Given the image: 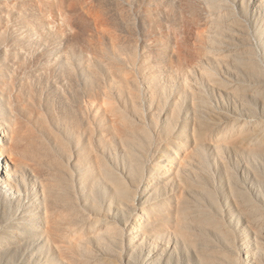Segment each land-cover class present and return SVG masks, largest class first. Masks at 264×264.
I'll list each match as a JSON object with an SVG mask.
<instances>
[{"label":"rangeland","instance_id":"rangeland-1","mask_svg":"<svg viewBox=\"0 0 264 264\" xmlns=\"http://www.w3.org/2000/svg\"><path fill=\"white\" fill-rule=\"evenodd\" d=\"M1 1L0 120L11 126L21 119L40 129L55 159L44 167L28 161L25 178L15 177L14 183L0 180V264H203V256L226 251L215 220L248 236L238 206L246 201L247 209L257 207L264 196V0H218L229 6L214 10L201 3L209 18L230 23L227 42L215 44L198 36L206 25L181 16L176 0L132 2L136 26L129 28L133 37L126 43L137 56L132 52L129 58L122 41L127 56L122 65L130 71L134 65L137 74L131 73L139 78L159 76L155 87L143 89L142 99H134L133 89L104 68L95 82L83 76L94 49L90 36L94 32L95 42L103 37L108 44L110 33L94 18L84 27L75 17L81 8L67 10L72 17L67 27L41 0ZM80 2L79 7L94 4ZM20 5L26 12L21 14ZM34 18L41 19L36 26ZM234 19L245 23L232 26ZM173 43L178 45L172 48ZM171 49H179L181 57ZM199 51L207 54L200 60L203 72L189 75ZM125 119L135 124L131 132L124 129ZM4 140L2 131L0 170L6 178L10 153ZM47 179L62 189L50 188L53 194L45 197Z\"/></svg>","mask_w":264,"mask_h":264},{"label":"bare ground","instance_id":"bare-ground-1","mask_svg":"<svg viewBox=\"0 0 264 264\" xmlns=\"http://www.w3.org/2000/svg\"><path fill=\"white\" fill-rule=\"evenodd\" d=\"M24 1V0H23ZM29 1V0H28ZM28 1H27V4H28ZM42 2H41V4L43 3V4H45L46 5V7L48 6V8H49V6H50V8L51 7H53V8H55L58 12L56 13V14H58L60 17V19L59 20H63L65 23H66V26H67V23L69 22V21H71L70 20V18H72L71 16H70V12H67V10L69 11H71V12H74V11H77V10H79V8H81V11H80V13H78L77 15H75V17H76V19L78 18L79 19V21L84 25V27L86 26H88L89 28H90V26H89V24H88V22H87V19H89V18H94L96 21H97V23H99L100 24V26H105V27H108V28H105V27H103V28H105V29H103L105 32H109V33H107V34H109L108 35V37H109V43L107 44V42L105 43V41H103L104 39H103V37H100V38H102V39H100L99 40V38L97 39L98 41V43L97 42H95L93 39H95L96 40V38H94V32L92 33V36H93V38H91V36L89 35V33L91 34V32L93 31L92 29V31L91 32H87L88 33V36H90V39L92 40H90L89 38H88V41L89 42H87V43H89V45L90 46H92V47H94V49H93V51H92V54L90 53L91 51H89V53L88 52H85V53H88V57H87V59H86V61H87V63L85 64L84 63V66H83V69H82V71H81V73L82 74H84L83 76H86L85 78H86V80H88V81H94L95 82V80L94 79H96L97 80V77L99 76V73H100V69H102V68H104V70H106V71H108V72H111V76L113 77V79L116 81V82H120L121 84H123V85H128V86H130V88H132L133 89V94L132 95H134V99L135 98H137V99H140L141 98V93L145 90V87L147 88V90L148 89H150L151 87L153 88V87H155L154 85H155V83H158V75L157 74H155V72H153V73H151V76H143V77H140L139 78V76L137 75V76H135L134 74H137V72L135 73L134 71V69H135V66L133 65V69L132 70H134V71H132V72H134V74L133 73H131V71L130 70H128V68L125 66H123L124 64L122 63V61L125 63L126 61H124L123 59H126L127 58V56L126 55H124V53L122 52V50L124 49V47H126L127 48V50H128V47H127V45H128V43H126V41L128 40L127 38L128 37H130V34H129V32H130V30L132 29V26L134 27V26H136L135 24V21H134V18H133V13H132V9L130 8V4L132 3V2H134L135 0H110V2H111V6L113 7V11H115V12H113V15H111L110 13H109V9H108V4H107V1L106 0H91V1H93L94 2V4H87V5H85V6H81V7H79L80 5V0H41ZM152 1V0H151ZM164 1V0H163ZM177 1V3H175V1L173 2V4H177L178 5V3H179V5H180V9H181V13H180V11H179V13H180V15L181 16H184V15H186V16H188V17H190V18H192L193 19V22H194V20H195V22H200V21H202L203 22V24H205L206 25V28L204 29V31L200 34V33H198L199 35V37L204 41L205 39L204 38H206V40L211 44V43H214V42H216V43H224L225 41H226V39H224V37H225V28H226V26H229V24L228 25H226L225 26V24L223 23V20L221 21L220 19H217V18H219V17H217V18H212V16H211V18H209L210 16L209 15H206L203 11H201V9H200V4L201 3H206L207 5H208V8H221L222 9V6L225 4V2L224 1H222L221 3L218 1V0H176ZM227 1V0H226ZM0 2H2L1 0H0ZM25 2H26V0H25ZM24 2V4L25 5H27L26 3ZM30 2V1H29ZM36 2V1H35ZM170 2V1H169ZM224 2V3H223ZM20 3H21V0H20ZM31 4H32V2H30ZM2 4V3H1ZM33 4H34V2H33ZM36 4V3H35ZM34 4V5H35ZM38 4V3H37ZM36 4V5H37ZM170 5H171V3H169ZM223 4V5H222ZM228 3L226 2V4H225V6L227 5ZM3 5H5V4H3ZM22 5H23V3H22ZM30 5V4H29ZM33 5V6H34ZM35 5V6H36ZM160 5H162V4H160ZM178 5V6H179ZM17 6V5H16ZM21 6V5H20ZM24 6V5H23ZM33 6H31V10H32V7ZM34 6V7H35ZM44 6V5H43ZM132 6V5H131ZM163 6V5H162ZM228 6H229V4H228ZM25 8L27 7V6H24ZM37 7H39V6H37ZM40 7H41V5H40ZM170 7V6H169ZM172 7H173V5H172ZM171 7V8H172ZM10 8V7H9ZM15 8V7H14ZM30 8V7H29ZM49 8V9H50ZM52 8V9H53ZM167 7H165V9H166ZM211 9V10H214V9ZM225 8V7H224ZM223 8V9H224ZM230 8V7H229ZM228 8V9H229ZM235 8V7H234ZM21 14H22V10L24 11V10H26V9H22V6H21ZM41 9V8H40ZM39 9V10H40ZM143 9V8H142ZM169 9V8H168ZM168 9H166L167 11H168ZM172 9H174V8H172ZM178 9V8H177ZM183 9V10H182ZM231 9H232V7H231ZM3 10V9H2ZM9 10V9H8ZM19 10V9H18ZM27 10H29V9H27ZM34 10V9H33ZM43 10V9H42ZM145 11H143V13H144V16H148V18H149V11H148V9H144ZM150 10V9H149ZM171 10V9H170ZM169 10V11H170ZM176 10V9H175ZM179 10V9H178ZM230 10V9H229ZM228 10V11H229ZM234 10V9H233ZM6 11H7V9H6ZM12 11H13V9H12ZM46 11H48V10H46L45 9V12ZM49 11H52L51 9L49 10ZM48 11V12H49ZM167 11H165V12H167ZM223 11H227V9L226 10H223ZM222 11V12H223ZM13 12H15V11H13ZM24 12H26V11H24ZM24 12H23V14H24ZM29 12V11H28ZM32 12V11H31ZM42 12V11H41ZM41 12L39 13V14H41ZM47 12V13H48ZM159 12V11H158ZM163 12V11H162ZM222 12H221V15H222ZM32 13H34V11L32 12ZM43 13V12H42ZM49 13H51V12H49ZM48 13V14H49ZM140 13V12H139ZM169 13V12H168ZM167 13V14H168ZM175 13V12H174ZM174 13H172V14H174ZM178 13V14H179ZM225 13V12H224ZM227 13V12H226ZM231 13H232V10H231ZM231 13H229L230 15H232ZM236 13V12H235ZM20 14V15H21ZM30 14V13H29ZM38 13H34L33 15L35 16V15H37ZM44 14V13H43ZM46 14V13H45ZM163 13H161V15H162ZM228 14V15H229ZM165 15V14H164ZM175 15V14H174ZM221 15H220V18H221ZM224 15V14H223ZM22 16V15H21ZM24 16V15H23ZM27 16H28V14H27ZM27 16H26V21H25V23L27 24V26H28V24L31 26V24H33V22L32 21H30V20H32V19H30L29 17V20L27 19ZM39 16V15H38ZM42 16H44V15H42ZM41 16V17H42ZM51 16V15H50ZM69 16H70V18H69ZM176 16H178L177 15V13H176ZM208 16V17H207ZM215 16V15H214ZM233 16V15H232ZM246 16V15H245ZM6 17V16H5ZM33 16H31V18H32ZM45 17H47V15L45 16ZM49 17V16H48ZM52 17V16H51ZM7 18V17H6ZM19 18V17H18ZM24 18V17H23ZM37 18V17H36ZM54 19H55V16L53 17ZM62 18V19H61ZM67 18H68V20H67ZM226 18V17H225ZM35 19V18H34ZM33 19V20H34ZM52 19V18H51ZM53 19V20H54ZM77 19V20H78ZM188 19V18H187ZM191 19V20H192ZM224 19V18H223ZM36 20V19H35ZM46 20H48V19H46ZM50 20V19H49ZM48 20V21H49ZM76 20V22H78ZM144 20V19H143ZM164 20V19H163ZM179 20V19H178ZM225 20V19H224ZM233 20V19H232ZM242 20V19H241ZM20 21V20H19ZM39 21H41V19L40 20H36L35 21V25L34 26H36L37 24H38V22ZM42 21H43V19H42ZM55 21V20H54ZM66 21H68V22H66ZM72 21H73V19H72ZM187 21V20H186ZM237 22H238V20H236ZM246 21H248V22H252L250 19H249V17H247L246 16ZM21 22V21H20ZM20 22H18V23H20ZM22 22H24V21H22ZM28 22V23H27ZM51 21H49V22H45V24H47L48 26H50L51 25V23H50ZM91 22V21H90ZM144 22V21H143ZM202 22H200V23H202ZM228 22H230V21H228ZM234 22H235V19H234ZM237 22H235V23H232V21H231V23L233 24L232 26H234V24H235V26H236V23ZM239 22H240V20H239ZM238 22V23H239ZM242 22V21H241ZM241 22L239 23V25L241 24ZM50 25H49V24ZM60 23H62V21H60ZM64 23V24H65ZM79 23V22H78ZM135 23V24H134ZM137 23H139V22H137ZM145 23V22H144ZM243 24L245 23L244 21L242 22ZM26 24H24V25H26ZM52 24H53V22H52ZM55 24V23H54ZM134 24V25H133ZM199 24V23H198ZM242 24V25H243ZM17 25V24H16ZM23 25V26H24ZM44 25V24H43ZM62 26H61V28L60 29H62L63 30V28H65V25H64V27H63V24H61ZM238 25V26H239ZM246 25V24H245ZM247 25H249V24H247ZM7 26V25H6ZM55 26V25H54ZM70 26V25H69ZM139 27L140 26H142V24H140V25H138ZM26 27V26H25ZM50 27H52V26H50ZM68 27V26H67ZM71 27V26H70ZM69 27V28H70ZM74 27V26H73ZM93 27V26H92ZM118 27H120V28H122L121 30H123L122 32H120V28H118ZM143 27V26H142ZM231 27V26H230ZM242 26L240 25V28H241ZM243 27H244V25H243ZM2 28V27H1ZM58 28V27H57ZM75 28V27H74ZM73 28V29H74ZM83 28V27H82ZM129 28H131V29H129ZM229 28V27H228ZM235 28V27H234ZM234 28H231V29H233L234 30ZM237 28V27H236ZM240 28H237V29H240ZM248 28V27H247ZM17 29V28H16ZM26 29V28H25ZM31 29V28H30ZM41 29V28H40ZM67 29V28H66ZM85 30H87L86 28H84ZM110 29H112V30H110ZM227 29V28H226ZM242 29H245L246 30V28L244 27V28H242ZM242 29H240L241 31H242ZM7 30V29H6ZM42 30V29H41ZM50 30H51V28H50ZM53 30H56L55 28L53 29L52 28V30L51 31H53ZM57 30H59V28L57 29ZM61 30V31H62ZM71 30V29H70ZM69 30V31H70ZM102 30V29H101ZM102 30V31H103ZM134 30V29H133ZM244 30V31H245ZM24 31V30H23ZM49 31V30H48ZM72 31V30H71ZM74 31V30H73ZM72 31V32H73ZM82 31V30H81ZM103 31V34L105 35L106 33ZM247 31H250L249 30V28H248V30ZM55 31H53V33H54ZM58 32V31H57ZM65 31L63 30V32H61V34L63 35V33H64ZM118 32H120L121 34H119ZM126 32V34H123V33H125ZM226 32H227V30H226ZM32 33V32H31ZM53 33H52V35H53ZM75 33V32H74ZM127 33L129 34V36L127 35ZM229 33V32H228ZM232 33V32H231ZM0 34H2V33H0ZM61 34H59L58 36H60ZM65 34V33H64ZM242 34H243V32H242ZM241 34V35H242ZM246 34V33H245ZM5 35H6V33H5ZM55 35V34H54ZM67 35V34H66ZM76 35V34H75ZM101 34H99V36H100ZM64 36V35H63ZM95 36H98V34H96L95 33ZM98 36V37H99ZM131 36H132V34H131ZM230 36H233V35H230ZM5 37V36H4ZM10 37V36H9ZM61 37V36H60ZM107 37V38H108ZM133 37V36H132ZM228 38V40H229V36H227ZM238 37V36H237ZM243 37H244V35H243ZM1 38H3V37H1ZM62 38V37H61ZM131 38V37H130ZM5 39V38H4ZM66 39V38H65ZM85 39H87V38H84L83 40H85ZM176 39V38H175ZM235 39V38H234ZM101 40L105 43H102L101 42ZM130 40H132V39H130ZM170 40V39H169ZM173 39H171V41H172ZM225 40V41H224ZM11 41V40H10ZM37 41V40H36ZM125 41V43H126V45L124 46V44L125 43H123V42ZM129 41V40H128ZM127 41V42H128ZM171 41H169V44H170V42ZM182 41H184V40H181V43H182ZM78 42V41H77ZM130 42V41H129ZM133 41H131V47L134 45L133 43H132ZM172 42H174V41H172ZM176 42H178V40H176L175 41V43ZM227 42V41H226ZM72 43V42H71ZM90 43H92V44H90ZM14 44V43H13ZM84 44V43H83ZM130 44H129V47H130ZM187 44V43H186ZM202 44V43H201ZM215 44V43H214ZM108 45V46H107ZM176 45H178V44H176ZM176 45H174V43H173V47L172 48H175L174 46H176ZM81 46V45H80ZM85 46H87V45H85ZM124 46V47H123ZM135 46V45H134ZM165 46V45H164ZM171 46H172V44H171ZM180 46V45H179ZM73 47V46H72ZM89 47V46H88ZM207 47V46H206ZM206 47L202 44L201 46H200V49H201V51L204 53V51L206 52ZM110 48H112L111 49V51L109 50ZM162 48V47H161ZM182 48H183V46H182ZM71 49V48H70ZM73 49V48H72ZM86 49V48H85ZM88 49H90V47L88 48ZM92 49V48H91ZM129 49H131V51L134 49L133 47L132 48H129ZM176 49H177V47H176ZM176 49H171L172 51H173V53L174 54H176L177 52H176ZM125 50V54H126V49H124ZM123 50V51H124ZM135 50H136V47H135ZM72 51V50H71ZM83 51H84V49H83ZM85 51H87V50H85ZM182 51V50H181ZM73 52V51H72ZM80 52V51H79ZM129 52V50L127 51V53ZM132 52H133V56H132ZM132 52H129V58H130V54H131V56H132V58H135L137 55V53L133 50ZM135 52V53H134ZM157 52V51H156ZM200 52V51H199ZM158 53V52H157ZM159 53H160V51H159ZM159 53H158V55H159ZM179 49H178V56H180L179 55ZM184 53V52H183ZM81 54H83V53H81ZM134 54L136 55V56H134ZM200 54V56H199V60H198V62L197 63H193V64H195L194 66H193V69L192 70H190V73H188L189 75H191L192 73V71L194 72L195 70H197V69H200L202 66H201V62H200V60L202 61V59H203V57H206L205 56V54L203 55H201V52L200 53H198V55ZM84 55V54H83ZM121 55H123V56H121ZM183 55V54H182ZM186 55V54H185ZM207 55V54H206ZM84 56H87L86 54L84 55ZM124 56H126V58L124 57ZM178 56H177V59H178ZM80 57H82V56H80ZM165 57V56H164ZM181 57V56H180ZM68 58V57H67ZM86 58V57H85ZM84 59V58H83ZM121 59H122V61H121ZM141 59V58H140ZM169 59V58H168ZM182 59V58H181ZM85 60V59H84ZM135 60V59H134ZM184 61V60H183ZM83 62V61H82ZM128 62H130L129 60H128ZM166 62V61H165ZM182 62V61H181ZM200 62V63H199ZM80 63V62H79ZM142 63H143V61H142ZM141 63V64H142ZM68 64V63H67ZM72 64V63H71ZM80 64H82V63H80ZM123 64V65H122ZM133 64H137V63H133ZM139 65V64H138ZM138 65H136V67L138 66ZM149 65V64H148ZM56 66V65H55ZM60 66V65H59ZM66 66V65H65ZM69 66H70V62H69ZM142 67H143V65H141ZM189 66V65H188ZM253 66V65H252ZM258 66V65H257ZM140 67V66H139ZM166 67V66H165ZM191 67V66H190ZM189 67V68H190ZM57 68V67H56ZM66 68H67V66H66ZM70 68H72V65L70 66ZM69 68V69H70ZM202 68H204V67H202ZM58 69V68H57ZM138 69H141V67L140 68H138ZM162 69V68H161ZM176 68H174V70H172L171 72L173 73V71H174V73H176L175 70ZM144 70V69H143ZM171 70V69H170ZM201 70V72H203L202 70L203 69H200ZM206 70V69H205ZM72 71H75V70H72ZM103 71V70H102ZM101 71V72H102ZM187 71H189V70H187ZM152 72V71H151ZM205 72V71H204ZM207 72V71H206ZM254 72V71H253ZM68 73V72H67ZM71 73V72H70ZM138 73H139V71H138ZM187 73V72H186ZM101 74V73H100ZM140 74H142V73H139V75ZM37 75V74H36ZM39 75V74H38ZM141 76V75H140ZM188 76V75H187ZM193 76V75H192ZM195 76V75H194ZM36 77V76H35ZM39 78V77H38ZM75 78V77H74ZM173 78V77H172ZM192 78V77H191ZM100 79V78H99ZM150 79V80H149ZM74 80V79H73ZM48 81V80H47ZM154 82V83H153ZM191 82V81H190ZM91 84V83H90ZM152 84H154V85H152ZM190 85V84H189ZM191 85H192V83H191ZM191 85H190V87L189 88H193V87H191ZM76 89V88H75ZM144 89V90H143ZM190 89V90H191ZM154 90V89H153ZM144 92H146V90L144 91ZM143 92V93H144ZM151 92H153V91H151ZM195 92V91H194ZM65 98V97H64ZM142 99V98H141ZM140 101V100H139ZM4 103V102H3ZM0 104H1V102H0ZM4 105V104H3ZM3 105H0V106H3ZM13 105H15V103L13 104ZM12 105H10V107H11ZM17 106V105H16ZM2 108V107H1ZM12 108V107H11ZM14 108H16L15 106H14ZM17 109V108H16ZM19 110V109H18ZM122 118H125L123 115L121 116ZM5 119V118H4ZM0 120V133H2V131L4 132V136L6 137V142H5V140H4V142L5 143H7V146H8V148H9V160H10V164L8 165L7 164V167H8V169L5 171V173L4 174H6V178H5V176H3L2 174H1V170H0V180H3L4 179V181H6V180H8L9 182L11 181V182H13L14 183V181H13V179L15 180H17V178H15V177H19V176H21L23 179L25 178V171H26V168H28L27 167V164L31 161V162H38L39 164H41V165H39V166H41V167H44V166H42V165H44L45 163H51V161L50 162H47L48 160H54L55 159V153L53 154V152L51 151V148H49V144H47V140H45V138H44V134L43 133H39V131H40V129H39V131L37 130H35L34 129V127H32L31 125L32 124H30V123H27V121H24V123L21 121V119H16L17 121H15L14 123L13 122H11V123H13L11 126H10V124L9 123H7L6 122V120ZM7 119V118H6ZM15 120V119H14ZM8 121V120H7ZM125 121V122H124ZM9 122V121H8ZM26 122V123H25ZM122 122L123 123H125V125H126V127H125V125H124V129L125 128H127L128 130H129V132H131V129L135 126V124H132L131 125V123H133L131 120L129 121H127V119H125V120H122ZM9 124V125H8ZM30 124V125H29ZM134 125V126H133ZM130 127H132V128H130ZM127 130V131H128ZM42 131V130H41ZM45 131V130H44ZM132 134V133H131ZM124 138H127V137H124ZM130 138V137H129ZM49 140V139H48ZM126 140H128V138L126 139ZM130 140V139H129ZM3 142V145L2 146H6V144ZM51 146V145H50ZM4 148H6V147H4ZM7 149V148H6ZM67 152V151H66ZM12 154V155H11ZM57 154V153H56ZM33 160V161H32ZM61 160V159H60ZM29 161V162H28ZM0 162H1V155H0ZM30 162V163H31ZM32 163V164H33ZM37 163V164H38ZM53 163V162H52ZM55 163H57V162H55ZM36 164V163H35ZM60 164V163H59ZM64 164V163H63ZM101 164V163H100ZM57 165V164H56ZM53 166V165H52ZM46 167V166H45ZM61 167V166H60ZM0 168H1V165H0ZM2 168H3V166H2ZM46 168H48V167H46ZM52 168V167H51ZM52 170V169H51ZM56 171H58V170H56ZM2 172H3V170H2ZM62 172V171H61ZM60 172V173H61ZM53 173V172H52ZM54 175V174H53ZM52 175V176H53ZM64 176V175H63ZM62 176V177H63ZM54 177V176H53ZM58 177V176H57ZM263 179H264V176L262 177ZM68 179V178H67ZM15 180V181H16ZM45 180V179H44ZM48 180V179H47ZM49 181V180H48ZM48 181L45 183V181H44V183L46 184H44V186H47V189L46 190H44V195H46L45 197H47L48 195H52L53 193H51V189L50 188H52V191H53V189L57 186L58 188H61L60 186L61 185H57V183L59 182L60 183V179H59V177H58V179H56V181H58V182H55V180L53 181L54 183L53 184H51V181H49V183H48ZM264 181V180H263ZM41 183V182H40ZM63 183V182H62ZM61 183V184H62ZM67 183V182H66ZM54 184H56L55 186H54ZM52 187H51V186ZM64 184H62V186H63ZM56 187V188H57ZM55 188V189H56ZM57 188V189H58ZM19 189V188H18ZM44 189V188H43ZM62 189V188H61ZM20 190V189H19ZM57 191H60L59 189L57 190ZM56 191V192H57ZM63 191V190H62ZM55 192V193H56ZM66 192V191H65ZM60 194V193H59ZM62 194H63V192H62ZM62 194H60V195H62ZM57 195V194H56ZM64 196V195H63ZM56 197V196H55ZM52 198V197H51ZM59 198H60V196H59ZM243 198V197H242ZM54 199V198H53ZM61 199V198H60ZM259 200H260V205H257V207L255 206V205H252V206H250L249 207V209H247V207H246V205H245V203H246V201H244L243 202V204L242 205H240V206H238V209H240L239 211H240V213L242 212V217H243V219H244V221H242V222H244L243 224H244V226H248L249 227V229H248V236H246L244 233H242L241 235H238V233L236 232V231H234L233 229H231L230 228V226H226V225H224V224H226V223H223V225L222 226H225V227H222V226H220V220L219 219H217V220H215V222H213L214 223V226L213 227H218V228H220V229H218V228H216V229H218V230H220V231H222V234L221 233H219V236H222V238H223V241H221V246H223L224 248H225V250L226 251H219L218 253H215V254H213V257L214 258H211L210 256H203V258L201 259L202 260V263L203 264H264V196H260L259 198H258ZM52 200V199H51ZM53 202H54V200H52ZM72 202V201H71ZM50 203V202H49ZM48 203V204H49ZM56 203V202H55ZM58 203V202H57ZM51 204H53L54 205V203H51ZM182 209V208H181ZM71 210V209H70ZM183 210H185V209H183ZM73 211V210H72ZM190 211V210H189ZM75 212V211H74ZM182 212V211H181ZM73 213H71V215H72ZM75 214H78V213H75ZM180 214V213H179ZM191 214V213H190ZM181 215V214H180ZM75 216V215H74ZM56 217V216H55ZM70 217V216H69ZM77 217V216H76ZM75 217V218H76ZM182 218V217H181ZM197 218V217H196ZM211 218V217H210ZM181 220V219H180ZM183 220V219H182ZM181 220V221H182ZM185 220V219H184ZM202 220H203V218H202ZM49 221V220H48ZM51 221V220H50ZM195 221V220H194ZM198 221V220H197ZM213 221V220H212ZM54 222V221H53ZM56 222V221H55ZM71 222V221H70ZM189 222V221H188ZM206 222V221H205ZM211 222V221H210ZM52 223V222H51ZM179 223H180V221H179ZM182 223V222H181ZM180 223V224H181ZM212 223V222H211ZM56 224V223H55ZM54 224V225H55ZM180 224H179V226H180ZM57 225V224H56ZM182 225H183V223H182ZM213 225V224H212ZM187 226V225H186ZM189 226V225H188ZM187 226V227H188ZM31 227V226H30ZM185 227V226H184ZM184 227H182L183 228V230L182 229H179V231L182 233V234H184V232H185V228ZM53 228V227H52ZM3 229V228H2ZM190 229V228H189ZM223 229V230H222ZM189 232V231H188ZM187 232V234L186 235H188L189 233ZM218 233V232H217ZM37 234V233H36ZM179 234V233H178ZM182 234H181V236H182ZM191 234V233H190ZM33 235V234H32ZM194 235V234H193ZM29 236V235H28ZM184 237H185V235H183ZM190 237H192L191 235H189ZM189 236L188 237H185V238H189ZM9 237V236H8ZM24 238V237H23ZM194 238H195V236H194ZM194 238H192V239H194ZM196 239V238H195ZM11 241V240H10ZM6 243V242H5ZM192 243H194V242H192ZM1 244V243H0ZM221 246H219V247H221ZM2 247V246H1ZM220 249V248H219ZM201 255H204V254H201ZM206 255V254H205Z\"/></svg>","mask_w":264,"mask_h":264}]
</instances>
